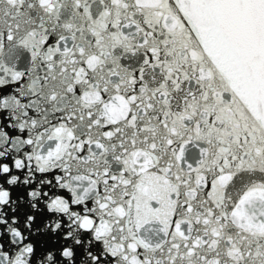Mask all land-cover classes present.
<instances>
[{
    "label": "snow or ice",
    "instance_id": "1",
    "mask_svg": "<svg viewBox=\"0 0 264 264\" xmlns=\"http://www.w3.org/2000/svg\"><path fill=\"white\" fill-rule=\"evenodd\" d=\"M0 264H264V0H0Z\"/></svg>",
    "mask_w": 264,
    "mask_h": 264
}]
</instances>
